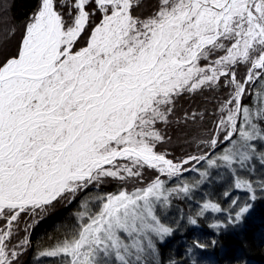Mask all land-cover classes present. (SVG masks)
Here are the masks:
<instances>
[{"label":"snow or ice","instance_id":"snow-or-ice-1","mask_svg":"<svg viewBox=\"0 0 264 264\" xmlns=\"http://www.w3.org/2000/svg\"><path fill=\"white\" fill-rule=\"evenodd\" d=\"M197 96L212 108L177 114ZM189 125L206 128L198 152L174 156L170 131ZM257 162L264 0H38L0 59V264H21L29 231L60 204L74 207L38 261L164 264L175 203L216 184L234 215L211 227L243 225L257 187L264 194ZM109 181L119 188L100 191ZM224 211L205 198L186 223ZM207 247L194 240L188 251Z\"/></svg>","mask_w":264,"mask_h":264},{"label":"trees","instance_id":"trees-1","mask_svg":"<svg viewBox=\"0 0 264 264\" xmlns=\"http://www.w3.org/2000/svg\"><path fill=\"white\" fill-rule=\"evenodd\" d=\"M38 0H0V59L4 56L14 54L18 42L23 35L24 25L28 22L35 11ZM211 99L206 97H185L178 102L177 114L182 115L185 111L211 109ZM206 128L202 125H189L179 131H170L172 142L165 145L174 156L181 157L189 153L198 152L196 138L203 135ZM254 173L257 183L264 176V168L256 164ZM154 175V173L147 171ZM149 174L145 175L150 179ZM185 178L196 179L195 173H186ZM116 186L108 182L99 189L102 192H115ZM235 196L241 198V202L247 199L244 192L234 191ZM210 198L219 202L225 209L222 213H209L200 219L198 226L186 223V217L198 209V202ZM72 204H60L50 212L41 222L29 231L32 245L23 257L21 264H54L53 260L43 259L38 261L36 253L38 250L49 246L54 229L60 227V222L66 221L70 216ZM234 215V209L229 203V198L220 195V188L216 184L204 186L195 195L192 201H177L171 213V221L179 222L176 234L168 240L163 247L162 257L164 264H264V194L257 187V200L250 213L247 215L243 225H228L223 229L211 227L214 223L225 224L228 214ZM185 217L179 220V217ZM194 240H200L208 245L206 249L193 248ZM212 241L216 243L213 244Z\"/></svg>","mask_w":264,"mask_h":264},{"label":"rangeland","instance_id":"rangeland-1","mask_svg":"<svg viewBox=\"0 0 264 264\" xmlns=\"http://www.w3.org/2000/svg\"><path fill=\"white\" fill-rule=\"evenodd\" d=\"M147 174H149V173H147V171H146V174H145V175H147ZM149 176H150V177H149L150 179L153 178V175L149 174ZM146 178H147V177H145V181L147 182L148 179H146ZM150 179H149V180H150ZM109 182H113V183H115L116 186L118 185V182H116V181H109ZM118 187H119V186H118ZM131 187H132V185H129V189H131ZM117 189H118V188H117ZM41 221H42V220H41ZM41 221H40V222H41ZM27 222H28V223H31L30 220H28ZM36 225H37V224H36ZM36 225H35V226H36ZM23 227H24V225H21V228H23ZM23 235H24V233L21 231V232H20V236L22 237ZM22 257H23V256H22ZM21 261H22V258H21Z\"/></svg>","mask_w":264,"mask_h":264}]
</instances>
